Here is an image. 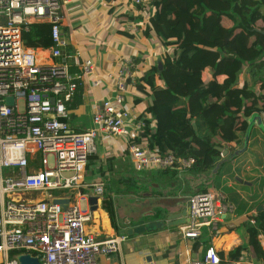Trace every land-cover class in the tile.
<instances>
[{"label": "built area", "instance_id": "1", "mask_svg": "<svg viewBox=\"0 0 264 264\" xmlns=\"http://www.w3.org/2000/svg\"><path fill=\"white\" fill-rule=\"evenodd\" d=\"M63 2L0 0V264H20L18 253H30L40 264H98L100 256L120 250L125 234L98 239L87 226L93 213L88 197L95 196L99 206L105 191L103 178L89 177L87 168L89 157L97 153L99 137L122 139L136 172L186 171L195 162L191 156L148 151L131 142L147 121L154 128L151 114L150 118L138 116L126 105L136 66L132 55L122 56L117 70L106 73L116 92L94 104L92 126L85 131L70 127L65 119L77 77L66 62L38 61L34 49L22 38L30 23H49L50 56L76 59L72 53L62 54L66 46L60 35ZM131 2L146 6L151 0ZM78 65L82 74L89 75L94 62L86 57ZM8 97L13 98L11 105ZM55 190L66 191L58 198L67 203L24 199L27 193ZM187 203L188 221L179 227L183 238L198 237L202 227L218 231L227 213L233 211L222 189L196 191L187 197ZM258 237L262 243L264 235ZM188 264L255 263L243 258L222 261L216 248L208 245L201 257L189 258Z\"/></svg>", "mask_w": 264, "mask_h": 264}, {"label": "crops", "instance_id": "2", "mask_svg": "<svg viewBox=\"0 0 264 264\" xmlns=\"http://www.w3.org/2000/svg\"><path fill=\"white\" fill-rule=\"evenodd\" d=\"M62 7L60 35L66 41L62 54L72 53L76 59L68 60L64 56L52 58L49 53L51 46L31 49H34L38 61L66 62L71 74L77 78L81 76L86 103L84 107L68 111L65 120L70 127L76 131H85L92 126L94 104L113 96L116 92L114 82L106 77V73H114L119 59L127 55L134 57L136 66L133 70L134 79H130L128 85L126 105L136 115L150 118V113L145 109V102L151 99V95L141 93L132 81L140 77L151 65H157L158 59L162 61L163 56L170 53L172 47L162 45L159 37L148 38L143 35L146 11L134 6L131 0H64ZM86 57L94 62L92 73L89 75L82 74L78 65ZM209 78L208 72L203 71L202 79L207 81ZM224 78V75L217 76L220 82ZM244 80L251 82L245 71L239 75V83ZM74 94L68 103V110ZM190 107L193 112L197 110L195 105ZM255 115L257 118L252 121ZM246 120L247 123L252 121L247 139L244 134L241 145L235 143L224 145L223 158L220 160L221 168L218 167L217 172L214 170L205 175L176 169H169L163 174L150 171L155 177L154 179L151 177L152 181L147 177L150 172L123 175L125 172L123 170L128 165L134 170L124 141L118 137H99L96 142L97 153L90 156L87 163L88 172L94 173L93 167L107 161L112 167L113 175L118 173L122 177H132L137 188L126 194L112 195L116 222L119 229L138 225H144L146 229L140 234H133L130 237L126 235V239L120 244V250L100 256L98 264H188L189 258L201 257L208 245H213L218 253L229 251L240 244L242 241L239 234L229 231V227L240 217L255 215L257 208H263L260 203L264 201V182L261 183L258 179L259 176H264V127L258 123L260 120L264 126V115L254 113L246 117ZM110 157L114 159L111 162L107 160ZM115 162L118 167L115 166ZM149 183L153 186H146ZM184 187L187 191H183ZM203 188L222 189L227 194L228 203L233 206V211L227 213L223 221L224 226L219 225L218 231L202 227L198 237L183 238L179 227L187 222L188 214L185 215L186 218L182 216L175 220H167V215L186 208L187 197ZM129 194L137 196L129 200ZM114 195L121 198L117 200ZM33 198L27 194L24 196L26 200ZM157 222L160 226H157ZM87 226L98 239L117 234L107 213L101 208V203L93 211L92 220ZM230 235L234 237L231 245H227V241L217 245L223 237ZM260 244L264 249V241L262 243L260 241ZM240 258L251 259L255 264L263 262L256 261L250 249L244 251L238 259Z\"/></svg>", "mask_w": 264, "mask_h": 264}, {"label": "trees", "instance_id": "3", "mask_svg": "<svg viewBox=\"0 0 264 264\" xmlns=\"http://www.w3.org/2000/svg\"><path fill=\"white\" fill-rule=\"evenodd\" d=\"M137 7L147 13L143 35L159 37L162 45L172 49L163 56L160 68L151 65L134 81L137 90L151 95L145 109L153 116L154 128L147 121L131 142L148 151L193 157L195 162L188 169L192 174L217 172L224 145L243 143L246 117L264 115V0H151L150 5ZM22 38L30 48L53 44L46 22L30 23ZM205 70L210 75L207 81L202 79ZM243 71L251 82L239 83ZM219 75L225 76L221 82L217 80ZM75 84L68 111L86 103L81 76ZM191 105L197 108L195 112ZM151 172L147 177L152 181L155 177ZM113 185L114 191L107 186L101 208L119 234L112 195L126 194L137 186L132 177L122 176ZM260 205L263 208H257L255 215L240 217L229 227L242 242L229 251L218 252L222 261L238 259L250 249L256 261L264 262L258 239L259 234L264 235V201Z\"/></svg>", "mask_w": 264, "mask_h": 264}, {"label": "rangeland", "instance_id": "4", "mask_svg": "<svg viewBox=\"0 0 264 264\" xmlns=\"http://www.w3.org/2000/svg\"><path fill=\"white\" fill-rule=\"evenodd\" d=\"M48 159L49 161L51 162L52 161V156L49 155L48 156ZM128 161V160H126ZM125 162V161H124ZM98 167H93L92 169L94 170V173H90L91 175L89 177H91L92 175L93 176H98V177H102L104 182H105V193L107 191V186L109 185V188L112 189L113 191L115 190V187H114V182H116V180L121 177L118 173H114L113 175V172L112 170H110V166H109V163L107 161L103 162V163H99V165H97ZM114 166V165H113ZM115 166L118 167L117 163L115 162ZM130 165H128V167H126L123 171L124 174L123 175H140L139 172H136L134 171L133 169H131L129 167ZM116 167H113V168H116ZM4 172L6 173L7 171L4 170ZM185 172V171H184ZM264 172V170H263ZM116 186V185H115ZM124 187V184H121L120 185V189H123ZM211 189V188H210ZM183 191H187V188L184 187L183 188ZM66 195V191L65 190H55V191H47V192H42V193H39V192H31V193H27V196H29L30 198L31 197H36V198H43V199H46V198H49V199H55V198H58V197H61V196H65ZM116 197V199L118 200L119 197L118 195H114ZM137 196V194H129V200L131 199H135V197ZM139 197V196H138ZM80 204L82 206V208H85V202L84 200H81L80 201ZM135 223V222H134ZM159 222H157L156 224H158ZM224 223L225 222H221L220 223V226H224ZM239 238L241 239L240 235H238ZM130 237V236H128ZM242 241V239H241Z\"/></svg>", "mask_w": 264, "mask_h": 264}, {"label": "water", "instance_id": "5", "mask_svg": "<svg viewBox=\"0 0 264 264\" xmlns=\"http://www.w3.org/2000/svg\"><path fill=\"white\" fill-rule=\"evenodd\" d=\"M261 32L264 33V31H261ZM157 63H158L157 66L160 68L162 66V61L160 59H158ZM12 102H13V98L12 97H8L7 103L11 105ZM255 118H257V115H255L253 117L252 121L255 120ZM252 121L248 123V127H247V130H246V133H245L246 139H247V133L249 131V128L251 126ZM258 123L262 126V128L264 127L260 120L258 121ZM88 199H89V203L92 204L90 210H91V212H93L98 207L97 198L95 196H89ZM54 202L60 203V204L63 205L65 203H67V199L55 198ZM186 214H188V203L186 204V208L181 209L180 212L172 213V214L167 215V220H171V219L175 220L177 218H181L182 216L185 217ZM187 221H188V218H187ZM157 226H160V223H158ZM147 227H149V226H147ZM145 229H146V226L138 225V226L126 227V228L120 229L119 233L120 234H125L127 236H131L133 234H140ZM16 258H17V260L19 261L20 264H40V262L38 261L37 257L32 256L30 253H18L16 255Z\"/></svg>", "mask_w": 264, "mask_h": 264}, {"label": "bare ground", "instance_id": "6", "mask_svg": "<svg viewBox=\"0 0 264 264\" xmlns=\"http://www.w3.org/2000/svg\"><path fill=\"white\" fill-rule=\"evenodd\" d=\"M99 210V209H98ZM97 214V213H96ZM230 238L232 239L231 241H230ZM225 241H227L228 243H227V245H231V242L232 241H234V237L233 236H229V237H223V239L222 240H220V241H218L217 242V245H219V244H221V243H223V242H225ZM236 241V240H235Z\"/></svg>", "mask_w": 264, "mask_h": 264}, {"label": "flooded vegetation", "instance_id": "7", "mask_svg": "<svg viewBox=\"0 0 264 264\" xmlns=\"http://www.w3.org/2000/svg\"><path fill=\"white\" fill-rule=\"evenodd\" d=\"M258 179H259V182H262V181H264V176L261 175V176L258 177Z\"/></svg>", "mask_w": 264, "mask_h": 264}]
</instances>
